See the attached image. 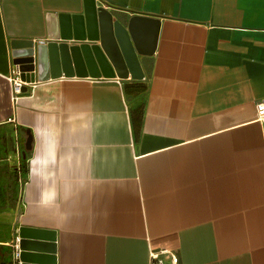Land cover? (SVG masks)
Returning <instances> with one entry per match:
<instances>
[{"label":"crops","instance_id":"obj_1","mask_svg":"<svg viewBox=\"0 0 264 264\" xmlns=\"http://www.w3.org/2000/svg\"><path fill=\"white\" fill-rule=\"evenodd\" d=\"M95 1L159 23L144 78L62 76L14 102L11 42L84 0H0V245L28 227L55 232L57 264H264V0Z\"/></svg>","mask_w":264,"mask_h":264},{"label":"water","instance_id":"obj_2","mask_svg":"<svg viewBox=\"0 0 264 264\" xmlns=\"http://www.w3.org/2000/svg\"><path fill=\"white\" fill-rule=\"evenodd\" d=\"M158 36L156 21L133 18L125 24L95 0H84L80 14L47 15L44 42L13 40L11 57L29 82L62 76L142 80L139 55H152ZM32 141L29 136L27 151ZM15 236L19 242L12 247V264H57L55 232L21 227Z\"/></svg>","mask_w":264,"mask_h":264},{"label":"built area","instance_id":"obj_3","mask_svg":"<svg viewBox=\"0 0 264 264\" xmlns=\"http://www.w3.org/2000/svg\"><path fill=\"white\" fill-rule=\"evenodd\" d=\"M7 80L11 85L12 98L14 102H17V100H19V98H21L27 92V89H29L30 92H32L36 86L35 82H29L25 79H22L19 68L14 65H13V70L11 74L8 76ZM256 109L258 113V120L264 125V100H260L257 102ZM18 242L19 239H16L15 241L16 246ZM164 253L169 256L172 264L179 263L178 257L175 254L167 253L165 251L161 252V254ZM161 254L152 253L150 264H164V260L160 257Z\"/></svg>","mask_w":264,"mask_h":264},{"label":"trees","instance_id":"obj_4","mask_svg":"<svg viewBox=\"0 0 264 264\" xmlns=\"http://www.w3.org/2000/svg\"><path fill=\"white\" fill-rule=\"evenodd\" d=\"M5 184V178L3 172L0 169V208L4 206V198L2 189ZM12 249L0 245V264H12Z\"/></svg>","mask_w":264,"mask_h":264},{"label":"rangeland","instance_id":"obj_5","mask_svg":"<svg viewBox=\"0 0 264 264\" xmlns=\"http://www.w3.org/2000/svg\"><path fill=\"white\" fill-rule=\"evenodd\" d=\"M12 206H13V204H12L10 201H6V208H7V207H10V208H11ZM7 211H9V210L7 209ZM3 218H5V217H3ZM0 229H1V228H0ZM3 230H4V229H1V230H0V236H2V235L4 234V233H3Z\"/></svg>","mask_w":264,"mask_h":264}]
</instances>
